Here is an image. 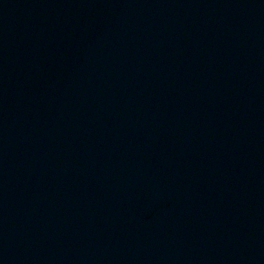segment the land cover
I'll list each match as a JSON object with an SVG mask.
<instances>
[{"label":"water","instance_id":"1","mask_svg":"<svg viewBox=\"0 0 264 264\" xmlns=\"http://www.w3.org/2000/svg\"><path fill=\"white\" fill-rule=\"evenodd\" d=\"M0 264H264V0H0Z\"/></svg>","mask_w":264,"mask_h":264}]
</instances>
